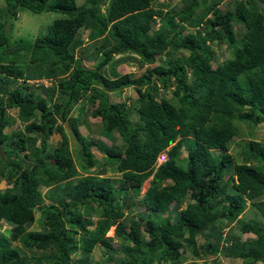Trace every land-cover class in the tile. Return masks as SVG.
Instances as JSON below:
<instances>
[{
	"label": "trees",
	"instance_id": "trees-1",
	"mask_svg": "<svg viewBox=\"0 0 264 264\" xmlns=\"http://www.w3.org/2000/svg\"><path fill=\"white\" fill-rule=\"evenodd\" d=\"M1 1L0 182L11 188L0 190V222L11 228L0 234V264H89L98 246L104 257L99 264H186L189 257L199 260L191 264H209L201 257L215 254L216 247L197 246L196 235L209 232L218 242L220 222L237 218L245 202L263 224L241 225L254 238L230 246L244 261L264 262V145L244 143L237 162L227 153L212 154L227 149L235 121L264 126V0H232L223 11L222 0H180L178 9L153 7V0H83L79 6L75 0ZM21 10L62 17L31 40L11 39L9 22ZM211 42L224 43L229 57L216 62ZM92 44L93 53L87 47ZM115 53L134 58L111 61ZM95 54L93 68L84 67L82 61ZM135 58L146 66L139 78L114 71L117 62ZM17 60L28 65L22 69ZM42 79L56 81L48 98L27 83ZM127 88L136 105L134 121L125 103L107 100ZM160 89H170L169 98L151 97ZM54 91L64 95L61 102H51ZM81 100L98 102L90 115L99 118V133L111 140L116 133L123 149L83 139L69 115ZM15 121L22 129L4 133ZM65 127L77 144L73 150ZM52 133L59 135L54 147L47 142ZM179 144L185 162L176 161ZM92 146L103 153L105 166L120 173L118 179L89 172ZM161 153L166 159L156 165ZM229 188L236 193L227 194ZM133 205L147 215L125 223L122 211ZM182 205L170 224L169 207ZM33 223L39 228L28 230ZM111 228L112 236H105ZM231 239L227 233L226 241ZM16 241L19 246H12Z\"/></svg>",
	"mask_w": 264,
	"mask_h": 264
},
{
	"label": "rangeland",
	"instance_id": "rangeland-1",
	"mask_svg": "<svg viewBox=\"0 0 264 264\" xmlns=\"http://www.w3.org/2000/svg\"><path fill=\"white\" fill-rule=\"evenodd\" d=\"M83 0H75L76 6L81 5ZM162 3L164 6L172 7L178 9L181 7V1L180 0H153L152 5L153 7L157 6ZM3 6V1L0 0V7ZM232 6V0H222L218 8L220 10L225 9H231ZM101 13H104V10L102 9L100 11ZM62 15L58 12H42L39 14L31 13L27 10H21L18 11L15 19L11 20L9 22V28H10V37L11 39H22V40H31L33 37L41 35L44 33V29L48 25L51 24L53 20L61 18ZM157 21L155 20L154 27ZM235 28V27H234ZM156 29V27L154 28ZM181 36V35H180ZM86 38V31L82 32L81 39L83 40V43L85 42ZM108 44L107 42H104ZM98 46L100 42L97 43ZM89 45L87 47H90L88 51L93 53V46ZM209 47L211 51L213 52L214 58L216 62H220L221 59L228 58L230 50L226 48L225 44L222 43L220 45H217L215 42H211L209 44ZM105 50V49H104ZM104 50H100L99 54H101ZM178 55L183 54L185 56L184 51H177ZM99 54H95L94 57L91 60H84L82 61V65L86 68L92 69L94 63L97 61ZM122 56H127L129 58H134V56L125 53V54H112L111 55V61H115L119 59ZM27 59V58H25ZM93 60V61H92ZM216 62H212L211 65H215ZM17 63L22 69H24L28 64L22 60H17ZM117 62V66L115 68V72L119 74H125L130 73L131 77H134L135 79L139 78L143 73L145 72L146 66L139 67L138 61L135 58V61L129 60L127 63ZM109 67V66H108ZM107 68H102L100 70L101 73H104ZM29 86L34 90V93L38 94L40 97L48 98L49 93H46V90L49 89L50 86H52L56 81H48V80H34V81H28L27 82ZM170 89L168 90V92ZM162 92V89L158 90L154 95L151 93V97H153L156 101H158L161 97L162 98H169V93ZM64 95L61 94L59 91H54L52 95L51 102H61L63 100ZM161 98V99H162ZM171 98V96H170ZM107 100L109 103H116V102H123L125 103V106L127 108V112L129 115V119L134 121L136 119L134 110H135V102H134V96L133 91L131 88L123 89L122 91L118 92V94H109L107 96ZM102 99L99 98V102H101ZM98 102H94L93 104H87L85 101H79L76 106L71 110L70 116L75 117L77 121V130L79 134L83 137L85 141L88 140H101L106 144H113L118 149H123L124 144L121 143L118 135L116 133H112L111 138L113 140H110L106 137L101 136L100 131V120L97 117H92L90 115V112H92L95 108L98 107ZM82 108L85 109V111L81 114ZM8 115L15 116L14 111H7ZM39 121V120H38ZM39 123V122H38ZM22 124L18 121H15L12 126H9L7 128H4V133H9L10 131H13V129H22ZM235 126L237 127L236 136L228 143L227 149L225 151H213V155H221L223 153H227L230 155L234 161L239 160V153L243 150L244 143L248 142L249 140H254L257 142H260L262 145H264V126H257L254 127L252 125H248L246 123L235 121ZM65 133L68 136V148L70 150H73L75 146L77 145L74 141V137L71 134L70 130L65 127ZM59 141V135L57 133H52L49 138L47 139L48 145L51 147L56 146V143ZM38 143H36L37 145ZM28 150L25 151L27 153ZM91 155L94 160V166H92L89 169V172L91 174H97L100 177H109L113 179H118L120 177V173L116 171V168L114 166H105L104 165V156L103 153L98 151V149L95 146H92L90 148ZM186 153L184 148L181 144H179V150L176 154V161L177 162H185ZM166 159V156L164 153H161L158 155L155 164L158 165L162 163ZM79 169V168H78ZM79 171V170H78ZM81 175V174H80ZM227 178V174H225L224 179ZM148 186V180L144 181L141 185V189L139 192V195L134 198V200H138L142 193L145 191V189ZM4 188H11V186H7L3 181L0 182V190ZM43 191V189H41ZM229 195H233L236 193L232 188H229L226 192ZM238 194V193H237ZM264 201V199H263ZM224 206H227V201L222 203L218 208L221 209ZM171 215L168 218V222L170 224H173L180 215V212L183 210L184 205L178 206L176 208H173L172 206L169 207ZM123 221L125 223L128 222V220L131 218L133 220H136L139 216L145 217L147 215V211L144 210L143 207H140L138 205L130 206L129 208H125L123 211ZM167 213H163L160 215L162 218H167ZM225 216H221L219 219H223ZM229 218V216H228ZM257 221L260 224H263L260 215L257 213L254 207H250L248 202H245L243 212L234 219L231 220H224L220 222V225L223 227L222 234L220 236V240L218 242H215V239L213 235L209 232H203L200 235H196L195 242L196 245L199 247H203L206 243H210L211 245H215L216 251L213 255H208L201 250V253L203 256L201 257L202 260L206 261L209 264H245L246 262L248 264H251V261H244L236 255L239 252V248L232 249L230 245L240 242L250 241L253 239V235L242 233L241 232V225L249 223V221ZM93 223L96 222L95 219H92ZM11 228L10 225L4 224L0 222V234L7 236L9 234V229ZM39 227L36 223L31 224L27 227L28 230H37ZM230 233L231 235V242L226 241V234ZM107 237L112 236V228L107 231L105 234ZM145 239H147L145 237ZM237 241V242H236ZM232 243V244H231ZM12 246L16 245L19 246L18 242L11 243ZM113 245L115 246L116 243L113 242ZM237 245V244H235ZM77 257V254L73 255ZM115 257H120V255H115ZM189 257V256H188ZM103 256L101 254L100 246L94 247L90 253V261L89 264H99L103 260ZM193 261L196 263H199V260H195L194 258L189 257L186 260V264H191ZM110 264H113L111 262ZM254 264H264V262H257Z\"/></svg>",
	"mask_w": 264,
	"mask_h": 264
},
{
	"label": "clouds",
	"instance_id": "clouds-1",
	"mask_svg": "<svg viewBox=\"0 0 264 264\" xmlns=\"http://www.w3.org/2000/svg\"><path fill=\"white\" fill-rule=\"evenodd\" d=\"M221 213H224V212H221ZM224 216H225V213H224ZM221 217V214H220V216H219V218Z\"/></svg>",
	"mask_w": 264,
	"mask_h": 264
},
{
	"label": "water",
	"instance_id": "water-1",
	"mask_svg": "<svg viewBox=\"0 0 264 264\" xmlns=\"http://www.w3.org/2000/svg\"><path fill=\"white\" fill-rule=\"evenodd\" d=\"M221 216H224V213H221Z\"/></svg>",
	"mask_w": 264,
	"mask_h": 264
}]
</instances>
